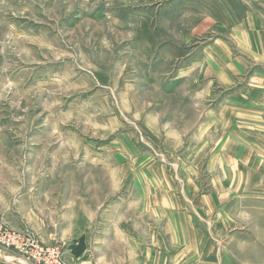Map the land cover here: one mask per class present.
I'll list each match as a JSON object with an SVG mask.
<instances>
[{"label": "rangeland", "instance_id": "374dc122", "mask_svg": "<svg viewBox=\"0 0 264 264\" xmlns=\"http://www.w3.org/2000/svg\"><path fill=\"white\" fill-rule=\"evenodd\" d=\"M146 1L0 0V224L59 241L65 262L74 239L85 264H150L191 226L263 234L264 64L190 84L166 42L206 45L210 7Z\"/></svg>", "mask_w": 264, "mask_h": 264}, {"label": "crops", "instance_id": "0c3cea01", "mask_svg": "<svg viewBox=\"0 0 264 264\" xmlns=\"http://www.w3.org/2000/svg\"><path fill=\"white\" fill-rule=\"evenodd\" d=\"M149 1L159 0L146 2ZM176 1L172 0V3ZM187 1L183 2L187 4ZM205 2L207 4L204 5L210 9L208 8L205 11V16L198 21L201 23L199 28L202 29V32L211 34L203 37L208 40L207 44L202 47L201 45L195 46V44L188 45L189 35H184L183 46L186 48L183 49H181L183 46L179 47L178 42L174 45L166 42V45L172 46L167 58H162L163 62H180L185 75L182 77L184 79L188 78L186 75L190 76L191 73H194L190 77L193 79L190 80V84L228 86L235 84L241 76L249 71H252L250 78L259 80L258 69H253V66L264 64V21L261 18L264 6H262L261 0H206ZM185 13L192 14V11L189 10ZM224 18L230 19V29L218 34L211 33L210 31L216 29V23L222 22ZM260 20H262L260 25L261 28L263 27L262 30H254L252 27ZM247 27L251 32L245 31ZM199 48L200 50L194 52ZM178 78L180 77L173 79ZM186 82L189 83V79ZM217 192L219 193V191L214 192L215 199ZM257 201L264 202V196L258 197ZM215 207L217 208L215 215L220 214L221 207H217V204ZM262 211L264 212V209ZM253 225L263 234L258 235L259 237L253 235L247 240L249 241L247 243H240L238 239H234V236L222 239L221 236H218L216 225L213 223L205 226L204 236L200 231L196 233L195 227L191 226L195 231H190V237H178L177 240L174 238L172 245L174 247L177 243L178 248L171 251L168 247L166 250L152 252L149 256L150 264H264V216L261 221L253 223ZM196 234H198L197 237ZM37 239L41 243L44 242L39 237ZM226 240L229 241L226 242ZM53 242L60 243L57 240ZM65 242L68 243V240ZM87 243L86 239L83 241L71 240L70 254L66 256V263L85 264L88 259L92 261L93 256L90 255L89 258V254L82 248V246H87ZM239 245H244L241 250ZM0 264L31 263L27 262L18 250L0 248Z\"/></svg>", "mask_w": 264, "mask_h": 264}, {"label": "built area", "instance_id": "2783aa9c", "mask_svg": "<svg viewBox=\"0 0 264 264\" xmlns=\"http://www.w3.org/2000/svg\"><path fill=\"white\" fill-rule=\"evenodd\" d=\"M0 248L18 250L31 264H66L59 244H43L27 230L7 229L1 224Z\"/></svg>", "mask_w": 264, "mask_h": 264}]
</instances>
